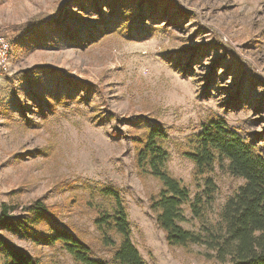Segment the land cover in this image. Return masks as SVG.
<instances>
[{
	"label": "rangeland",
	"instance_id": "374dc122",
	"mask_svg": "<svg viewBox=\"0 0 264 264\" xmlns=\"http://www.w3.org/2000/svg\"><path fill=\"white\" fill-rule=\"evenodd\" d=\"M0 35L11 43L0 70V205H57L59 221L102 254L85 202L89 188L111 186L146 264L216 262L205 245L167 244L149 208L161 184L139 173L131 137L166 131V168L191 199L211 178L213 197L200 217L184 206L181 225L222 233L220 212L243 180L218 166L195 179L181 152L217 114L264 154V0H0ZM6 236L74 264L59 246Z\"/></svg>",
	"mask_w": 264,
	"mask_h": 264
},
{
	"label": "trees",
	"instance_id": "16d2710c",
	"mask_svg": "<svg viewBox=\"0 0 264 264\" xmlns=\"http://www.w3.org/2000/svg\"><path fill=\"white\" fill-rule=\"evenodd\" d=\"M167 137L159 125L147 126L142 134L131 137L139 173L150 174L161 184L157 194L150 197L149 208L167 244L205 245L216 261L211 264H264V154L223 117L213 114L202 122L192 146L181 152L194 164V178L202 179L218 166L243 180L220 212L223 232L203 236L181 225L186 220L184 206L200 217L201 207L213 197L214 183L206 177L204 198L197 195L191 199L188 188L166 168L168 152L162 141ZM85 203L95 211L93 224L105 253H96L73 228L59 221V206L37 199L21 208L0 205V264H55L13 245L6 234H19L34 245L59 246L74 264H146L132 242L128 211L119 192L107 185L89 188Z\"/></svg>",
	"mask_w": 264,
	"mask_h": 264
},
{
	"label": "built area",
	"instance_id": "2783aa9c",
	"mask_svg": "<svg viewBox=\"0 0 264 264\" xmlns=\"http://www.w3.org/2000/svg\"><path fill=\"white\" fill-rule=\"evenodd\" d=\"M11 43L5 37L0 35V70L7 71L10 65Z\"/></svg>",
	"mask_w": 264,
	"mask_h": 264
}]
</instances>
